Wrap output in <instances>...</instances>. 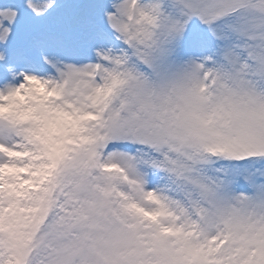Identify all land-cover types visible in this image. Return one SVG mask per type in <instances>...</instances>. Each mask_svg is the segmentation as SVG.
Wrapping results in <instances>:
<instances>
[{"label": "snow or ice", "instance_id": "snow-or-ice-1", "mask_svg": "<svg viewBox=\"0 0 264 264\" xmlns=\"http://www.w3.org/2000/svg\"><path fill=\"white\" fill-rule=\"evenodd\" d=\"M0 264H264V0H0Z\"/></svg>", "mask_w": 264, "mask_h": 264}]
</instances>
